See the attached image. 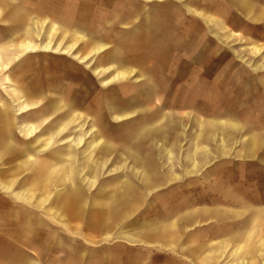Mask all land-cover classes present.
Returning a JSON list of instances; mask_svg holds the SVG:
<instances>
[{
  "label": "rangeland",
  "instance_id": "obj_1",
  "mask_svg": "<svg viewBox=\"0 0 264 264\" xmlns=\"http://www.w3.org/2000/svg\"><path fill=\"white\" fill-rule=\"evenodd\" d=\"M21 2V0H0V5L9 9L20 5ZM25 3L27 8L34 11L41 8L55 9L60 22L66 20L64 22L72 25V29L66 31L60 23L57 33L56 31L51 33V25L43 30L40 25L34 24V15L19 23L0 22V45L8 48L10 44L26 38L35 43L51 40L53 45L58 43V40H62L65 46L72 39L73 32L80 31L86 36L84 41L78 43L81 47H79L81 55L85 56L90 52L94 46L92 43L108 45L109 48L100 54L91 55L87 64H79L77 60H73V57H65L61 54L31 53L15 63L8 74L12 75L19 87L24 85L25 80L32 79V85L46 88L49 86L46 79L50 78L52 89L42 94L50 99L55 96L60 97L55 92L56 86L59 85L57 78L64 79L65 86L71 94L79 91L85 96V104L81 112L89 119L84 131L88 134L93 133L94 127L91 124L93 120H97L101 131L107 133V138L114 146L109 154H102L97 162L98 172L94 174L98 180L96 187H91L89 184L91 175L85 171L83 175L77 174L75 184L71 182L64 186L50 184L47 194L51 200L44 205L37 203L34 205V202L30 205L16 198V193L22 191H37L36 197H40L42 181L39 180L38 163L23 164V170L20 172H16L18 162L12 158L0 163V181H15L10 193H4L0 188V264H15V262L20 264V261L21 264H34V254L31 255L27 249H53L41 253L44 261L39 264H62V260L58 258L61 249H69V246L70 249H78L86 239L94 245H128L130 241L119 238L122 232L142 235L145 225H151V231L146 230L148 237L157 239L158 230L153 228L162 224L178 208L177 200L173 196L174 190L151 189L146 199L141 198L139 201L133 197L134 200L129 201L139 202V205L132 208L126 216L119 215L130 206H113L114 217L116 212L118 215V221L114 222L115 231L118 233L111 239L105 241L99 238L101 235L94 233L95 231L86 234L85 225L87 220L92 219V214L106 213V208L102 205L90 206L92 198L96 196L111 198L125 193L126 190H115L110 187V183L121 180L132 182L142 180L141 174H134L132 168L129 171L128 167L123 174L111 173L113 169H118L120 160L129 162L132 160L118 157V153L123 151V139L143 121L153 124L157 115L163 118L161 124L165 125L163 131L169 139L165 140L168 141L167 148H170L169 142L176 135L179 136L177 152L191 148V139L197 130L195 117L207 119L221 116L224 112H232L238 115L241 122L248 123L255 129L263 128L264 77H250L251 72L248 71L253 69L237 56L234 50L241 52L243 57L252 63L264 58V50L260 56H255L248 49V41L242 42L241 37L219 41L208 25L199 17L189 13L185 7V4L196 7L215 8L217 5L226 7L231 6L229 0H167L153 3L142 0H25ZM131 6H134V11L130 10ZM230 19H233L232 15ZM41 31L43 33L39 38L37 34ZM247 32L256 39L264 38L262 27H253ZM10 53L11 51L7 52ZM110 64L115 66L112 72L104 74L100 79L93 75L91 68L107 67ZM118 65L135 69L136 76L128 81L103 87L101 80L111 76ZM137 78L141 80L138 82ZM244 84L246 87L239 93ZM14 88L0 82L2 96L8 99H11V90ZM30 95L34 97L32 92ZM131 107L136 111L132 119L124 122L113 120L112 111L117 112ZM18 109L19 107H14V111ZM33 112L20 116L17 126L18 135L22 131L23 118L34 122ZM152 129L150 137L145 142L138 143L135 148L138 151H151L152 165L155 163L158 167L159 164L161 166L160 170L164 175L163 186L166 185L165 182H169L167 175H178V180H181L180 177L184 172L181 159L175 156L172 168L170 165H165L167 159H159L156 131L153 127ZM86 141L83 149L86 147L89 149V146L93 145L92 137L88 136ZM140 161L141 159H137L141 164ZM214 165L223 168L216 170L213 175L207 174L205 178H201L202 180H207L208 177V180H213L214 177V181L218 183L247 181V206L244 212L247 216L264 212V167L256 161L244 163L235 158L218 160ZM78 192L79 197L86 203L79 207L84 209V212L86 210V214L82 219L70 218L71 229L64 231L61 225L45 216L49 210L58 208L57 199L63 194L67 193L74 197L79 194ZM138 192L142 197L141 191H133V193ZM210 192H214V196L200 201L198 208L209 206L230 213L239 208L229 205L226 200L220 198L219 193L223 192L221 184L219 186L216 184L215 189ZM11 214L18 216L12 217ZM34 214L44 216L49 227L38 226L37 232L34 233V219H31ZM250 226L252 227L253 223ZM258 234H264V226L259 229ZM221 245V241L215 243L220 249H222ZM12 246L16 249H10ZM143 247L134 244L133 249ZM230 249L236 248L231 245ZM30 256L33 261L29 260ZM239 256L231 252L230 259L227 255V261H238ZM202 261L198 263L202 264ZM215 261L217 264H223L221 253L216 254Z\"/></svg>",
  "mask_w": 264,
  "mask_h": 264
},
{
  "label": "crops",
  "instance_id": "obj_2",
  "mask_svg": "<svg viewBox=\"0 0 264 264\" xmlns=\"http://www.w3.org/2000/svg\"><path fill=\"white\" fill-rule=\"evenodd\" d=\"M21 1L20 5L9 7V9L0 5V22L19 23L34 15V24L40 25L43 30L51 25V33L60 27V23L63 25L64 30L70 31L72 29V25L64 22L66 20H61L62 22H60L57 15L58 12L55 9L41 8L34 11L27 8L25 0ZM142 1L153 3L167 0ZM229 2L231 6L226 7L224 5H217L215 8L208 6L196 7L189 4H185V7L189 13L202 19L219 41L241 37L242 42L248 41V49L255 56H260L264 50V38L261 37V40L259 38L256 39L247 30L253 27L264 28V0H229ZM131 7L130 10L134 11V6ZM231 15L233 19H230ZM42 33L41 31L37 34L39 38H41ZM81 33L80 31L73 32L72 39L65 46L62 44V40H58V43L53 45L51 40L35 43L26 38L18 43L10 44L8 46L9 49L0 45L1 64L11 65L8 69L0 70V76L2 77L0 82L3 85L15 87L11 90V95L9 94L11 99L2 96L0 91V143L2 142L0 144V163L7 158L14 159L18 162L16 172L23 170V164L34 165L38 163L39 180L42 181L40 197H36L37 191L16 193V198L26 204L31 205L33 202L34 205L36 203L40 205L46 204L51 200L47 194L50 184L63 186L69 182L75 184L77 174L83 175L85 171L91 175L89 177L91 187H96L98 180H96L94 174L98 172L97 162L102 154H109L113 150V142L107 138V133L104 134L101 131L97 120H93L95 123L91 124L94 127L93 133L89 135L84 131L88 116L83 115L81 109L85 104V96L79 91L71 94L68 87L65 86L66 81L64 79L57 78L59 85L56 86L55 92L60 97L55 96L50 99L47 95H42L52 89L50 87V78L46 79V83L49 84L46 88H42L40 85H32V79L25 80L23 82L24 85L19 87L12 75H8L14 64L24 57L22 55L24 53L22 46L26 43H32L37 46L38 50L33 53H46L43 45L51 44L53 50L51 52L47 51V53L73 57V60H77L79 64H87L91 55L100 54L109 48L108 45L92 43L94 46L90 52L85 56L81 55L80 53L82 52L79 50L81 47L78 46V43L86 38L85 34ZM8 51H11V53L7 54ZM234 52L253 70H256L248 71L249 73L251 72L250 77H264V75H261L264 73V58L259 62L252 63L247 61L241 52L237 50H234ZM88 66L91 68L90 65ZM114 68L115 66L110 64L107 67L97 66L96 68H91V71L94 76L100 79L104 74L112 72ZM114 73L108 78L101 80L100 83L103 87L128 81L136 76L137 71L118 65ZM121 74H126V76H120ZM8 78L11 79V82L8 81ZM136 80L139 82L141 78ZM26 84L29 86H26ZM245 87L246 84H244L239 93ZM31 92L34 97H31ZM14 107H19V109L14 111ZM133 109L131 107L125 110H117V112L112 111L113 120L124 122L132 119L136 114ZM30 111H34V122H30V124L26 118H23L22 131L18 135L17 126L20 122V116ZM72 113H74L73 115L81 114L83 117L77 122L75 121L77 119H74L75 117L72 118ZM156 118L153 124L143 121L133 128L127 138L123 139V151L118 153V157L132 160L131 162L120 160L117 166L118 169L111 171V173L123 174L126 172L127 167L129 171L132 168L134 174H141L142 180L140 182L121 180V182L110 183V187L115 188V190H126L125 193L111 198L97 196L92 198L90 206L102 205L106 208V213L92 214V219L87 220L85 230L86 234L90 231H95L94 233L100 234L99 238L105 241L111 239L113 235L118 233L115 231L114 224V222L118 221V215L116 212L114 217L113 206H130V209L128 208L119 215L126 216L132 208L139 205V202L129 201L133 197L139 201L141 198L146 199V195L150 194L151 189L174 190L173 196L177 200L176 205L178 208L162 224H159L156 228L152 227L153 230H158V238L152 239L148 237L146 230L151 231V225H145L143 226L142 235L139 233L131 234L127 231L122 232L119 238L130 241L128 245H94L90 244V241L86 239L84 244L79 245L78 249H70V246L68 247L69 249H61L62 252L58 256L59 260H62V264H199L198 262L202 260V264H217L215 261L216 254L221 253L223 264H257L258 262L264 264V234H258L259 229L264 226V212L252 213L248 216L244 212L247 206V181L238 183L223 181L218 183L214 181V177L213 180H208L209 177L207 180L201 179L205 178L207 174L213 175L216 170H221L223 167H216L214 164L222 159L235 158V160L244 163L256 161L264 167V127L255 129L249 126L250 124L241 122L238 115L232 114V112H224L221 116L207 119L195 117L197 130L195 135L192 136L191 148L177 152L180 142L179 136L176 135L168 144L170 148H167L166 144L168 141L165 142V140L169 139L166 138L163 131L165 127V125L161 124L163 118L160 115H157ZM34 125L37 130L31 132L29 128ZM152 127L156 131L155 137L158 142L157 152L159 159H167L165 165H170L171 168L174 165L175 156L181 159L180 163L182 168H184V172L180 177L181 180H178V175L172 173L173 175L166 176L169 182H165L166 185L163 186L164 175L161 173V166L159 164L158 167L155 163L152 165L151 151H138L135 148L138 143L145 142L150 137V132L153 130ZM88 136L92 137L91 142H93V145H90L89 149L87 147L83 149L86 146ZM49 142L51 144L46 146ZM82 143L84 146L81 145ZM5 145L6 148L4 147ZM137 159H141V164L137 162ZM68 175L71 176L69 177ZM14 184L15 181H0V188L4 193H10ZM216 184L217 186L220 184L222 186L223 192L219 193L220 198L226 200L229 205L238 206V209L230 213L219 208H209V206L206 208L197 207L201 203L200 201L209 199L212 195L214 196V192L210 191L215 189ZM133 191H141L142 197L139 192L133 193ZM79 196L80 193L74 197L67 193L63 194L57 199L58 208L48 211L45 217L61 225L62 230L69 231L71 229L70 218L82 219L86 214V210L84 212V209L79 207L86 204ZM10 216L16 217L18 215L11 214ZM45 217L39 214H34L32 218L30 217L34 219V233L37 232L38 226L49 227L48 224L46 225ZM251 223H253L252 227L250 226ZM218 241L222 242V249L219 246H215ZM134 244L144 247L142 249H133ZM231 245L236 249H230ZM10 249L16 248L12 246ZM51 250L53 249H27L31 255L34 254V264L42 263L44 260L41 253ZM231 252L240 255L238 261H227V255L230 259ZM29 260L33 261L32 256H30ZM19 263L21 264V261Z\"/></svg>",
  "mask_w": 264,
  "mask_h": 264
},
{
  "label": "bare ground",
  "instance_id": "obj_3",
  "mask_svg": "<svg viewBox=\"0 0 264 264\" xmlns=\"http://www.w3.org/2000/svg\"><path fill=\"white\" fill-rule=\"evenodd\" d=\"M42 20V19H41ZM55 24V23H54ZM48 25V24H47ZM67 27V26H66ZM54 31V30H53ZM57 31V30H56ZM23 49H24V53L22 54V55H24L25 56V54H30V53H33V52H36L37 50H38V48H37V46H34L32 43H26V44H24L23 46ZM70 48V47H69ZM17 49H19V48H17ZM43 49H45L46 51V53H47V51H52L53 50V47H52V45L51 44H45V45H43ZM57 49V48H56ZM62 50V49H61ZM63 50H65V49H63ZM19 51V50H18ZM40 51V50H39ZM69 51V50H68ZM56 52V51H55ZM58 52V51H57ZM49 53V52H48ZM65 54V53H64ZM78 54V53H77ZM73 55V54H72ZM17 57V56H16ZM77 57H79L78 55H77ZM91 57V56H90ZM3 60V59H2ZM75 61V60H74ZM82 61H84V60H82ZM6 63V62H5ZM83 64V63H82ZM15 65V64H14ZM10 64H6V65H3V64H1V62H0V70L1 69H8V68H10ZM9 75V74H8ZM100 75V74H99ZM114 75H116L115 73H114ZM7 76V75H6ZM120 76H126V74H121ZM119 76V77H120ZM7 79V78H6ZM8 81L9 82H11V79L10 78H8ZM108 81V80H107ZM8 83V82H7ZM104 85V84H103ZM12 86V85H11ZM68 96V95H67ZM14 99V98H13ZM67 99V98H66ZM65 99V100H66ZM69 101V100H68ZM67 101V102H68ZM53 102V101H52ZM57 102V101H56ZM12 103V102H11ZM15 103V102H14ZM44 105V104H43ZM42 105V106H43ZM48 105V104H47ZM1 106V105H0ZM10 106H11V104H10ZM41 106V107H42ZM68 106V105H67ZM6 108V107H5ZM10 108V107H9ZM57 108V107H56ZM59 108V107H58ZM65 109V108H64ZM7 111V110H6ZM75 111V110H74ZM63 112V111H62ZM56 113V112H55ZM71 113V112H70ZM65 114V113H64ZM74 113H72V115H73ZM83 114V113H82ZM18 115H20V114H18ZM62 115V114H61ZM84 115V114H83ZM83 115H81V114H76V115H73L72 116V118H74V119H77V120H75V121H77L78 122V120L80 119V118H82L83 117ZM71 118V119H72ZM3 119V118H2ZM70 119V118H69ZM88 119H89V117H87V121H88ZM3 120H5V119H3ZM67 120V119H66ZM81 120V119H80ZM13 121V120H12ZM18 121V120H17ZM41 121V120H40ZM49 122V121H48ZM59 122V121H58ZM64 122V121H63ZM30 123V122H29ZM40 123V122H39ZM75 123V122H74ZM95 123V122H94ZM17 124V123H16ZM31 124V123H30ZM47 124V123H46ZM45 124V125H46ZM58 124V123H57ZM61 125H62V123H61ZM70 125V124H69ZM53 127V126H52ZM30 130H31V132H33V131H35V130H37V128H36V126L34 125L33 127H30L29 128ZM56 130V129H55ZM68 130V129H67ZM66 130V131H67ZM57 131V130H56ZM62 131V130H61ZM60 131V132H61ZM65 131V132H66ZM57 132H59V131H57ZM28 133V132H27ZM73 133V132H72ZM80 133H81V131H80ZM22 134V133H21ZM62 134V133H61ZM67 134V133H66ZM79 134V133H78ZM58 135V134H57ZM56 135V136H57ZM68 135H69V133H68ZM90 135V134H89ZM7 136V135H6ZM32 137V136H31ZM76 137V136H75ZM25 138H27V137H25ZM79 138V137H78ZM55 139V138H54ZM10 140V139H9ZM30 140V139H29ZM56 140V139H55ZM57 140H58V138H57ZM51 141V140H50ZM60 141V140H59ZM78 141V140H77ZM9 142V141H8ZM11 142H12V140H11ZM0 144H2V142L0 143ZM11 145H12V143H10ZM15 144V143H14ZM19 144V143H18ZM17 144V145H18ZM39 144V143H38ZM51 143L49 142L46 146H49ZM96 144V143H95ZM27 145V144H26ZM61 145V144H60ZM82 146L84 145L83 143L81 144ZM5 148H6V145L4 146ZM31 147V146H30ZM109 147H110V145H109ZM72 150V149H71ZM74 150V149H73ZM84 153V152H83ZM74 155V154H73ZM33 156V155H32ZM38 156V155H37ZM72 156V155H71ZM73 157V156H72ZM49 158V157H48ZM77 158H79V157H77ZM71 159V158H70ZM60 162V161H59ZM75 163V162H74ZM73 164V163H72ZM78 164H79V162H78ZM21 165V164H20ZM77 166V165H76ZM75 168V167H74ZM77 168V167H76ZM79 168V167H78ZM83 168V167H82ZM81 168V169H82ZM80 169V170H81ZM83 170V169H82ZM69 177L71 176V175H68ZM73 179V178H72ZM69 180V179H68ZM71 181V180H70ZM94 182V181H93ZM95 185V184H94ZM7 186V185H6ZM92 186H93V184H92ZM1 187V186H0ZM4 187V186H3ZM4 189V188H3ZM129 189V188H128ZM127 189V190H128ZM7 190V189H6ZM131 191V190H130ZM130 195V194H129ZM124 196V195H123ZM18 197V196H17ZM125 197V196H124ZM123 197V198H124ZM37 199V198H36ZM21 200H23V199H21ZM29 200V199H28ZM30 202V201H29ZM114 203V202H113ZM111 209V208H110ZM50 211V210H49ZM110 214V213H109Z\"/></svg>",
  "mask_w": 264,
  "mask_h": 264
}]
</instances>
